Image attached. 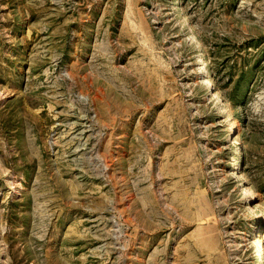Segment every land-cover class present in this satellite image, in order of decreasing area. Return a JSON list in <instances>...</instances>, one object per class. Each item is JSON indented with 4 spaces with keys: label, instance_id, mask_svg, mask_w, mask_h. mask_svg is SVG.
I'll list each match as a JSON object with an SVG mask.
<instances>
[{
    "label": "rangeland",
    "instance_id": "374dc122",
    "mask_svg": "<svg viewBox=\"0 0 264 264\" xmlns=\"http://www.w3.org/2000/svg\"><path fill=\"white\" fill-rule=\"evenodd\" d=\"M174 3L0 0V264H252L264 0Z\"/></svg>",
    "mask_w": 264,
    "mask_h": 264
},
{
    "label": "bare ground",
    "instance_id": "6f19581e",
    "mask_svg": "<svg viewBox=\"0 0 264 264\" xmlns=\"http://www.w3.org/2000/svg\"><path fill=\"white\" fill-rule=\"evenodd\" d=\"M175 1H176V3H174L173 6L174 5L175 6L179 5L180 0H175ZM201 57L203 59H201L199 61L200 62L199 63L200 67H199V73H197L198 81H199V83L201 85L206 86V88L208 90H210L211 95H213L211 97L218 98V92L217 91L213 92V88H214L215 85L213 84V81H212V79L210 77V69H209V66H208V63H207V58H206V56L204 54H202ZM236 131H237V123H236L235 119L230 118V121L227 124V128H226L225 132L227 133V135L234 137V142H233L232 145H233V147H235L233 152L236 153L235 156L233 157V159L231 160V162L229 163V168L231 170L236 169L237 162H238V154H240V152H241V149L239 147L240 146L239 139H238V136H236ZM229 133H231V134H229ZM233 174L235 175V173H233ZM235 177H236L237 181L245 183V184L242 185L243 188H242V192L241 193L243 194L244 199L246 201L250 202L251 199L253 198V196H255V194L251 193L252 189L249 186V184L244 180V174L242 172H240L238 174V176H235ZM262 219H263V217H262ZM254 230L258 231L256 227H255ZM250 250H251V263L252 264H254V263L255 264L256 263L264 264V242H263L261 236H256L253 239V241L250 244Z\"/></svg>",
    "mask_w": 264,
    "mask_h": 264
}]
</instances>
